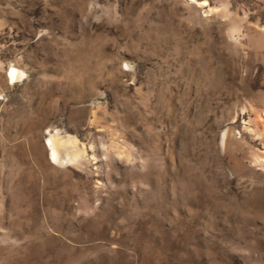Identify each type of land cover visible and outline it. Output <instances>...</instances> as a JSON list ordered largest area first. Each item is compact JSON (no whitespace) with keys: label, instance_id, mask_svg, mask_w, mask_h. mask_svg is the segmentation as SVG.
<instances>
[{"label":"rangeland","instance_id":"374dc122","mask_svg":"<svg viewBox=\"0 0 264 264\" xmlns=\"http://www.w3.org/2000/svg\"><path fill=\"white\" fill-rule=\"evenodd\" d=\"M0 264H264V0H0Z\"/></svg>","mask_w":264,"mask_h":264},{"label":"bare ground","instance_id":"6f19581e","mask_svg":"<svg viewBox=\"0 0 264 264\" xmlns=\"http://www.w3.org/2000/svg\"><path fill=\"white\" fill-rule=\"evenodd\" d=\"M19 73L15 70H11L9 73V78L11 81L16 79L18 77ZM49 147H50V158L53 162H57L60 158H58V152L55 148L53 138L51 137L48 141ZM68 145V144H67Z\"/></svg>","mask_w":264,"mask_h":264}]
</instances>
